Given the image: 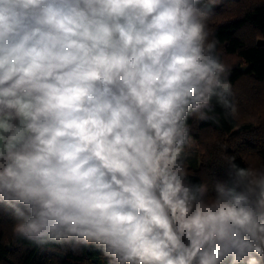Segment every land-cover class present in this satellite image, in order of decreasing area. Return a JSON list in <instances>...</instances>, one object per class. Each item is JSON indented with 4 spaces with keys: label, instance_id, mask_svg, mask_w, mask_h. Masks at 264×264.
<instances>
[{
    "label": "clouds",
    "instance_id": "clouds-1",
    "mask_svg": "<svg viewBox=\"0 0 264 264\" xmlns=\"http://www.w3.org/2000/svg\"><path fill=\"white\" fill-rule=\"evenodd\" d=\"M218 0H0V211L107 264H264V167L192 183L188 120L237 109Z\"/></svg>",
    "mask_w": 264,
    "mask_h": 264
},
{
    "label": "trees",
    "instance_id": "trees-1",
    "mask_svg": "<svg viewBox=\"0 0 264 264\" xmlns=\"http://www.w3.org/2000/svg\"><path fill=\"white\" fill-rule=\"evenodd\" d=\"M206 23L209 39L217 41V54L229 68L230 99L237 109L234 116H225L213 99L211 119L188 120L189 136L196 141L187 150L188 179L211 187L215 181L229 180L230 156L241 167L253 168L249 153L259 168L264 167V91L259 101L257 96L246 93L242 98L236 92L245 77L264 85V0H221ZM15 223L6 210L0 211V264H107V258L91 247L77 251L54 244L38 247L14 234Z\"/></svg>",
    "mask_w": 264,
    "mask_h": 264
},
{
    "label": "rangeland",
    "instance_id": "rangeland-1",
    "mask_svg": "<svg viewBox=\"0 0 264 264\" xmlns=\"http://www.w3.org/2000/svg\"><path fill=\"white\" fill-rule=\"evenodd\" d=\"M220 1L221 0H218L217 4H219ZM232 61H234V59H232ZM232 61L229 60V62H232ZM239 84L240 85L238 86V89L236 90V92L238 93V95L240 97L244 98L245 94L247 93V94H249L251 96H257L255 101L262 100V98H259V93H262V91H264V85H262V83H257L255 81H253L252 79H250L249 77H245ZM245 115H246V113H245ZM191 141H192V145L191 146H195L196 141H194V140H191ZM249 155L250 154L248 153V158H249V161H252L253 168H259V165L256 162V160L251 158Z\"/></svg>",
    "mask_w": 264,
    "mask_h": 264
}]
</instances>
